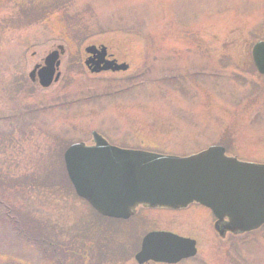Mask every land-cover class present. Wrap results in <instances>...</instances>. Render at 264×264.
Masks as SVG:
<instances>
[{"label":"rangeland","instance_id":"rangeland-1","mask_svg":"<svg viewBox=\"0 0 264 264\" xmlns=\"http://www.w3.org/2000/svg\"><path fill=\"white\" fill-rule=\"evenodd\" d=\"M263 38L264 0H0V264H70L89 216L60 154L92 130L176 154L219 143L264 163V77L250 57ZM90 43L128 68L91 74ZM55 44L59 77L36 87L27 72ZM249 236L264 264V224Z\"/></svg>","mask_w":264,"mask_h":264},{"label":"water","instance_id":"water-1","mask_svg":"<svg viewBox=\"0 0 264 264\" xmlns=\"http://www.w3.org/2000/svg\"><path fill=\"white\" fill-rule=\"evenodd\" d=\"M60 52L62 47L58 46ZM84 64L90 73L124 71L126 63L107 59L103 45L84 48ZM253 63L264 75V40L251 48ZM57 50L50 51L43 65H35L28 77L46 88L57 81ZM93 145L70 144L63 151L69 181L76 194L99 213L125 216L139 203L181 205L191 201L209 207L218 217L228 218L232 231L253 229L264 223V164L238 161L226 156L220 145L188 156H175L110 145L95 131ZM168 255H183L175 249ZM167 255V256H168Z\"/></svg>","mask_w":264,"mask_h":264},{"label":"flooded vegetation","instance_id":"flooded-vegetation-1","mask_svg":"<svg viewBox=\"0 0 264 264\" xmlns=\"http://www.w3.org/2000/svg\"><path fill=\"white\" fill-rule=\"evenodd\" d=\"M42 60L35 64L41 65ZM31 84L36 86L35 77ZM82 201L88 224L81 237L74 235L69 243L70 264L78 260L79 264H211L213 257L224 264L253 263L247 249L253 230H230L227 218L217 219L200 203L139 204L125 217H109ZM176 248L186 255L168 258L167 253ZM192 249L195 252L189 255Z\"/></svg>","mask_w":264,"mask_h":264},{"label":"bare ground","instance_id":"bare-ground-1","mask_svg":"<svg viewBox=\"0 0 264 264\" xmlns=\"http://www.w3.org/2000/svg\"><path fill=\"white\" fill-rule=\"evenodd\" d=\"M88 45H94L96 48H99V47H100V44H96V43H90V44H87L86 46H88ZM86 46L83 47V51H84V48H85ZM53 49H56L57 52H58V58H57V59H58V62H59V60L61 59V56L63 55V53L60 52V50H59L57 44L53 45V46L48 50V52H50V51L53 50ZM48 52H46V54H47ZM106 53H107V51H106ZM105 57H106V56H105ZM42 62H43V60H42ZM57 71H58V70H57Z\"/></svg>","mask_w":264,"mask_h":264}]
</instances>
